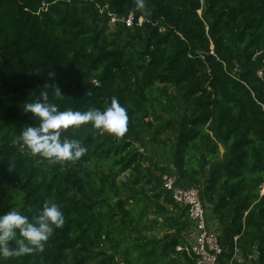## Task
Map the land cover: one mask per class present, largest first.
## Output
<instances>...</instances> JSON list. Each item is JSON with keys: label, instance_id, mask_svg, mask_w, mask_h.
Here are the masks:
<instances>
[{"label": "trees", "instance_id": "1", "mask_svg": "<svg viewBox=\"0 0 264 264\" xmlns=\"http://www.w3.org/2000/svg\"><path fill=\"white\" fill-rule=\"evenodd\" d=\"M145 4L147 15L135 0H0V215L31 216L50 199L65 219L42 252L0 264H194L191 222L171 209L165 173L199 188L223 263L237 243L264 264V0H206L201 14V0ZM130 15L133 26L111 28ZM46 82L63 91L62 111L118 98L126 133L69 128L81 158L32 157L16 141L36 123L23 105ZM148 139L172 143V167L139 149ZM127 170L138 175L118 183Z\"/></svg>", "mask_w": 264, "mask_h": 264}, {"label": "clouds", "instance_id": "2", "mask_svg": "<svg viewBox=\"0 0 264 264\" xmlns=\"http://www.w3.org/2000/svg\"><path fill=\"white\" fill-rule=\"evenodd\" d=\"M136 9L146 12L145 0H135ZM55 74L48 73L49 81H54ZM39 98L25 103V114L35 117L36 123L25 127L17 138L27 153L49 163L76 161L87 151L80 140L65 135L69 128L78 129L81 125L91 124L101 134L108 133L122 137L127 129L129 115L118 98L113 97L104 110L95 107L87 111L60 110L63 91L56 83H45ZM65 223L64 214L59 204L47 200L34 215H27L12 208L0 215V257H21L34 252H42L45 244L55 229Z\"/></svg>", "mask_w": 264, "mask_h": 264}, {"label": "built area", "instance_id": "3", "mask_svg": "<svg viewBox=\"0 0 264 264\" xmlns=\"http://www.w3.org/2000/svg\"><path fill=\"white\" fill-rule=\"evenodd\" d=\"M206 0H201L202 8ZM123 21L127 26H133L134 18L130 15L127 18L113 16L110 21L112 29L115 28L116 22ZM144 22V18L139 19V24ZM163 187L167 190L171 198L177 204L172 206V210L185 209L194 230L193 242H191V252L195 257L194 264H240L244 261L243 253L239 245H234L233 254L230 259L223 263L221 255L224 247L221 242L222 229L218 220H210L208 210L203 202L200 190L196 186H185L180 183L176 173H165L162 176ZM238 237H235L237 240ZM181 247H179L180 249ZM256 248V247H255ZM257 254L250 255V258H256Z\"/></svg>", "mask_w": 264, "mask_h": 264}, {"label": "rangeland", "instance_id": "4", "mask_svg": "<svg viewBox=\"0 0 264 264\" xmlns=\"http://www.w3.org/2000/svg\"><path fill=\"white\" fill-rule=\"evenodd\" d=\"M171 144H172L171 142H169L168 144H164V143H160V141L158 140L148 139L144 145H141L139 143L137 145L141 151H147L148 153L153 154L157 158V160L160 162V164H165V165H169L170 167H172L173 150H172ZM146 165L147 164H145L144 166ZM137 175L138 173H136L135 171L127 170L118 178V183H121V182L128 183L129 179H133ZM141 182H145V179L141 180ZM147 190L149 191L150 188L148 187ZM263 192H264V187H263ZM209 216H210V220H212L213 219L212 216L210 214ZM190 226H191V232H190L191 237L190 238H191V242H193L194 230L191 224ZM144 233H146L147 235L151 237H161L163 235L160 229H156L153 231H144ZM255 247H254V251H255ZM252 261L253 260L245 259L241 264H253Z\"/></svg>", "mask_w": 264, "mask_h": 264}, {"label": "water", "instance_id": "5", "mask_svg": "<svg viewBox=\"0 0 264 264\" xmlns=\"http://www.w3.org/2000/svg\"><path fill=\"white\" fill-rule=\"evenodd\" d=\"M264 193V192H263Z\"/></svg>", "mask_w": 264, "mask_h": 264}]
</instances>
